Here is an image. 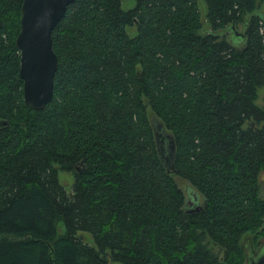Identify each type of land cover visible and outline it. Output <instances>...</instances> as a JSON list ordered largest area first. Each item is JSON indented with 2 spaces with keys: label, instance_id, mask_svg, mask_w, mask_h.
Here are the masks:
<instances>
[{
  "label": "trees",
  "instance_id": "16d2710c",
  "mask_svg": "<svg viewBox=\"0 0 264 264\" xmlns=\"http://www.w3.org/2000/svg\"><path fill=\"white\" fill-rule=\"evenodd\" d=\"M21 1L0 0V264H242L241 237L264 240V0H202L203 19L196 0H73L38 110L18 76Z\"/></svg>",
  "mask_w": 264,
  "mask_h": 264
},
{
  "label": "water",
  "instance_id": "95a60500",
  "mask_svg": "<svg viewBox=\"0 0 264 264\" xmlns=\"http://www.w3.org/2000/svg\"><path fill=\"white\" fill-rule=\"evenodd\" d=\"M72 1H21L19 28L14 38V45L19 53L18 76L22 80V99L24 104L32 109H42L51 99L56 57L52 51L50 33L63 15L66 6ZM3 123L4 121L0 122ZM154 135L158 155L168 170L171 168L169 165L172 158L171 140L169 135H164L163 131L159 130V127L157 131L154 129ZM187 203L189 204L187 212L200 208L198 203L192 204V201L188 200ZM248 264H264V256L256 260L250 257Z\"/></svg>",
  "mask_w": 264,
  "mask_h": 264
},
{
  "label": "rangeland",
  "instance_id": "374dc122",
  "mask_svg": "<svg viewBox=\"0 0 264 264\" xmlns=\"http://www.w3.org/2000/svg\"><path fill=\"white\" fill-rule=\"evenodd\" d=\"M133 3H134L133 0H120V7L122 9L126 10V9L131 8L133 6ZM196 6H197V9L199 11L200 17L203 19V16L205 13V5H204L203 1L202 0H196ZM263 8H264V2L261 4L259 9L262 10ZM202 30H203L202 28L199 29V32L201 33ZM127 33H128V35H133L134 29L128 28ZM230 39L232 40V42H234L233 43L234 45H239V44L241 45V43H242L241 40L235 39V37L232 35H230ZM253 103L260 110H262L264 112V84L257 88L256 98L253 101ZM260 125L264 126V120L260 123ZM57 177H58V182L64 187V189L66 191H69L70 186H71V181H72L70 173L59 171L57 174ZM258 183H259V192H260V195L262 196V193L264 194V168L260 171V173L258 175ZM190 200H192V198H190ZM56 230L58 233L62 232V225L58 222L56 223ZM88 243H91L90 237L88 238ZM260 243H262L261 239H257L256 242H253L251 240L250 235H243L241 237V245H242L243 251H244V259H243L242 264H248L249 258L253 257V254H256V252H258L259 249L261 248L262 245ZM205 244L213 252H216V249L212 248L210 243L205 242ZM263 247H264V245H263Z\"/></svg>",
  "mask_w": 264,
  "mask_h": 264
},
{
  "label": "flooded vegetation",
  "instance_id": "af4514ba",
  "mask_svg": "<svg viewBox=\"0 0 264 264\" xmlns=\"http://www.w3.org/2000/svg\"><path fill=\"white\" fill-rule=\"evenodd\" d=\"M263 196H264V194L262 193V197ZM260 244L262 245V243H260ZM261 256H264V247H263V245L261 246V248L259 249V251L256 252V254H253V258H254V260H256L258 257H261Z\"/></svg>",
  "mask_w": 264,
  "mask_h": 264
}]
</instances>
